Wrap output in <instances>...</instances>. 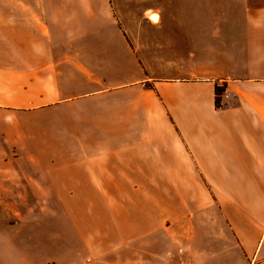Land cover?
Masks as SVG:
<instances>
[{"label": "crops", "instance_id": "obj_1", "mask_svg": "<svg viewBox=\"0 0 264 264\" xmlns=\"http://www.w3.org/2000/svg\"><path fill=\"white\" fill-rule=\"evenodd\" d=\"M60 206L0 264H264V0H0V213Z\"/></svg>", "mask_w": 264, "mask_h": 264}, {"label": "rangeland", "instance_id": "obj_2", "mask_svg": "<svg viewBox=\"0 0 264 264\" xmlns=\"http://www.w3.org/2000/svg\"><path fill=\"white\" fill-rule=\"evenodd\" d=\"M55 192V193H54ZM53 193L55 195L62 194V190H55ZM60 213L59 216L53 218H49L48 220L45 219V221H41V215H37L33 218L32 216L25 217L24 220L18 216H14L7 210H2L0 213V245H17L22 244L20 242H16V238L13 237V235L18 231L28 232L33 231V229H43L45 226H47L48 229L51 228H67L68 229H75L74 225L71 221V214L70 212L66 214V220L65 222V212L62 210L61 206L59 207ZM62 210V211H61ZM23 220V221H22Z\"/></svg>", "mask_w": 264, "mask_h": 264}, {"label": "trees", "instance_id": "obj_3", "mask_svg": "<svg viewBox=\"0 0 264 264\" xmlns=\"http://www.w3.org/2000/svg\"><path fill=\"white\" fill-rule=\"evenodd\" d=\"M216 93H217V98H216V102H217V105L220 106V95H221V92H222V88L221 87H218L217 86V89H216Z\"/></svg>", "mask_w": 264, "mask_h": 264}]
</instances>
